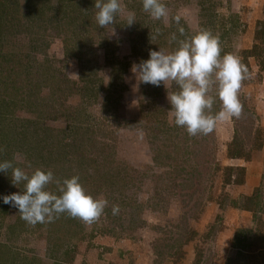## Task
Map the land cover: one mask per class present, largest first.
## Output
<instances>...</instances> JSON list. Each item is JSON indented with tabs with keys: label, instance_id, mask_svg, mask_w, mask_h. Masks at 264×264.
Segmentation results:
<instances>
[{
	"label": "rangeland",
	"instance_id": "rangeland-1",
	"mask_svg": "<svg viewBox=\"0 0 264 264\" xmlns=\"http://www.w3.org/2000/svg\"><path fill=\"white\" fill-rule=\"evenodd\" d=\"M13 1L3 51L20 54L19 58L11 55L12 63H17L8 75L11 81L21 73L23 87L9 82L14 87L1 95L5 100L0 99V141L11 144L1 147L0 162L12 161L29 176L36 169L51 170L54 180L62 181L65 173L67 178L78 176L87 194L108 203L91 224L75 219L79 227L65 221L71 216L64 213L29 224L15 207L0 204V264H264V214L260 224L253 220L251 228H244L251 230L245 235L249 237L245 260L233 246L234 240L233 249L228 241L218 244L217 254L212 250L223 221L242 214L230 202L246 196L237 186L241 183L225 180L224 168L229 166L236 168L232 180L244 183L248 179L249 160L228 157L235 127L251 154L250 161L257 164L255 159H260L258 166L264 171V65L242 54L255 43L257 22L264 21V0H161L167 17L160 20L144 12L142 0H120L125 13H135L136 22L129 27L117 16L103 29L95 20V0ZM201 31L217 37L221 56L235 55L248 75L238 91L240 116L217 122L207 135L189 136L175 125L170 111L167 95L179 90L175 82H167V88L163 83H139L131 67L148 59L150 50L170 53L180 40ZM258 52L261 55L264 50ZM216 91L213 85L208 92L213 98L212 115L220 111ZM260 135L262 147L251 149ZM192 147L202 152L190 201L186 189L173 185L167 189L172 179L165 178V183L157 179L167 168L153 158L170 152L176 161L173 165L186 168ZM80 166L88 168L85 179L77 170ZM111 171L116 176L106 186L104 174ZM10 176L11 169L0 172L4 195L24 190L23 182L14 186ZM262 179L257 188L264 193V174ZM172 189L175 194L168 195ZM45 190L58 195L55 182ZM160 195L168 201L160 200ZM210 201L219 208L210 209ZM134 202L144 205L141 226L128 222ZM114 205L120 209L117 215L112 214ZM207 210L205 219H214L216 228L198 233L195 222ZM49 233L54 246L48 242ZM186 237L192 240L180 244L182 250L172 249V244ZM231 258L237 263L229 262Z\"/></svg>",
	"mask_w": 264,
	"mask_h": 264
},
{
	"label": "clouds",
	"instance_id": "clouds-1",
	"mask_svg": "<svg viewBox=\"0 0 264 264\" xmlns=\"http://www.w3.org/2000/svg\"><path fill=\"white\" fill-rule=\"evenodd\" d=\"M96 23L100 28L112 25L117 16H122L125 25L136 22L135 13L122 8L120 0H95ZM142 8L150 17L160 20L167 17V10L161 0H142ZM179 22V17H176ZM183 34L184 29L181 28ZM173 40L176 39L173 34ZM131 72L139 83L167 88V82L174 81L179 90L167 99L171 105L174 123L183 127L189 136L207 135L215 124L230 117L238 118L241 105L238 91L248 71L233 54L221 56L220 42L210 32L201 31L178 42V47L168 53L163 49L150 50L149 58L133 64ZM215 85L216 96L221 101V110L210 114L213 98L208 95ZM15 159V157H14ZM11 169V183L23 182L24 190L0 197L4 204H10L20 213L21 219L29 224L52 220L53 215L67 214L85 224L96 221L104 212L107 200L87 194L78 176L54 180L51 170L36 169L30 176L12 161L0 162V172ZM55 182L59 195L45 190ZM119 206L112 207V214L119 213Z\"/></svg>",
	"mask_w": 264,
	"mask_h": 264
},
{
	"label": "trees",
	"instance_id": "trees-1",
	"mask_svg": "<svg viewBox=\"0 0 264 264\" xmlns=\"http://www.w3.org/2000/svg\"><path fill=\"white\" fill-rule=\"evenodd\" d=\"M11 7H14V1L13 0H0V99H1L2 103L4 102L5 99L1 98V95L3 96L4 92H7L8 90L11 89V87H14L12 84L9 85V82H11L13 84L14 83L18 84L19 83L20 87H23V85H22L23 82L21 80V77H19V76H21L20 75L21 73L15 79H13L11 81H9L10 78H9V75H8L9 72H12V70L15 69V66H16L15 64L17 63L16 60H14V62L12 63L13 58H11V57L14 56V57H18L19 58L20 54L19 53H15V52L12 54V53L3 51V47H5V42L7 41V38L9 36V34H10L9 33L10 29H8V24L11 26L12 18H9L7 14H8L9 9ZM257 23H258V25H257V29H256V32H255V43L253 44L251 49L244 50L242 52V54L245 56L246 60H247L248 57H255L257 60L260 61V66L262 67L264 65V52L260 55V53L258 52V49L262 48L264 50L263 45H261L262 43H264V21H260L259 20ZM261 57H262V59H261ZM4 72H6V73L4 74ZM1 89H2V92H1ZM15 89H16V87H15ZM219 110H221V105H220ZM235 128L236 129H235V133H234L233 139L228 145V157L231 158V159H244V160L248 161V160L251 159V154H250V152L249 153L246 152V143H245V141L243 139H241L239 137L238 128L237 127H235ZM28 130L30 131V127H28ZM31 130H34V129H31ZM260 132H261V130H260ZM36 133H39V132H36ZM1 135H2V133L0 134V136ZM261 135H260V141L259 142H255L256 145H252L251 149H253V148L254 149H259V148L262 147L263 142H262ZM35 136L38 137L39 134H35ZM6 139H9V138H6ZM3 144H6V145H3ZM3 144L0 141V150H1L2 146H4L6 148V147L10 146L11 143H8V142H6L4 140ZM48 145L51 146V144H48ZM52 147L53 146H51L50 148H52ZM46 148H48V147H46ZM52 149H53L52 152H56L55 148H52ZM16 150H19V148L17 147ZM30 150L31 149H27V151H30ZM47 151H49V149H47ZM40 152H42V151L40 150ZM189 152H190L189 153V157L190 158L187 160L189 163H188V166L186 168L184 166L180 165L181 167H179V169H178L179 165L178 166L176 164L173 165L174 162H176V161L174 160V157H172L170 155V152L165 153L166 155H164V158H162L160 155L157 154V155H155V157L153 159H154V162H156V164L160 165L161 167L167 168V170L164 171V173H162L161 175L157 176V179L158 178L159 179L163 178L162 179V183H165L166 179L167 180L169 178L172 179L173 181L172 180L168 181V185H169V183H171V184L167 187V189L171 185H173L174 188H181L183 190L186 189L187 190L186 195H188L189 200L191 201L192 200V196L196 192V189H193V187L196 185L194 183V182H196L195 179H196V177L199 178V176L196 175V173H195L196 170H197L195 167H196V165H199L200 162H201V159H199L198 156H200V153L202 151L199 148H197V147H192V149H190ZM1 157H2V155L0 154V158ZM213 159H215V156H213ZM216 166H217L218 170L222 169L220 166H218L217 163H216ZM77 170L78 171H82V174H83V177H84V171H85V174H87L88 168H87V166H85V167H81L80 166V167L77 168ZM224 170L226 172H228V177L225 179V180H227L226 181L227 183H230V182L242 183V181H240V180H232V174L231 173H232V171L236 170L235 167L229 166V167L224 168ZM171 173H172L173 176L170 175ZM109 174L110 175H108L106 173L104 174L106 186L108 184H111L109 182L110 179L115 178V176H116L115 173H113L112 171L109 172ZM182 174H184V175H182ZM64 175H65L64 178L68 177V174L65 173ZM142 175H144V174H142ZM85 177H86V175H85ZM85 177H84V179H85ZM88 177H90V175H88ZM179 177H181V178H179ZM1 189H0V197H2L4 195V189L3 190H1ZM191 189L193 190L192 191L193 193L192 192L189 193ZM165 191H167V190H165ZM167 192H169L168 195L175 194L173 189L170 190V191H167ZM57 194L59 195L58 191H57ZM91 196L94 197L93 194ZM159 199L160 200L164 199L165 202L168 201V197H166L165 195H160ZM198 201H199V199H197V201H195V204H194L195 208H198ZM230 203H231L230 205H232L233 207L252 212L253 213V218H255L253 220L257 221V224H260V219L263 218V214H264V193H262V189L261 188H257L253 192V194L243 196L240 200L239 199H233ZM0 204L4 205L2 200H0ZM155 205H157V204H155ZM143 206L144 205L141 204V203H137V202L133 203V205L131 207V211H129V214H128L129 217H130V220L128 221L130 225H133V226H141V225H143V223H144L143 218L139 215V214H141V210H142ZM70 218L71 219H65V221L70 222V224L74 225L75 227H79L80 226L79 225V221H75V219H78V218H73V217H70ZM136 221H137V223H135ZM185 228L187 230V226H185ZM246 231H251V230L244 229V228L238 229L236 231L234 239H233L234 240L233 241V246L235 248L240 249V251L238 253L243 258V260H245V258L247 257V255H243V254L246 252V248L249 245V237L248 236L245 237V235L247 233ZM50 233H49L48 242H49L50 245L54 246V244H53L54 240L51 238V234ZM191 240H192L191 237H188V238L186 237V239L182 240L178 245L177 244L176 245L172 244L171 247H172V249H175L176 252H178V251L182 250V246L180 244H182V245L186 244V243H188ZM244 241H246V242L244 243ZM172 249L170 248V251ZM169 254H171V252ZM161 256H159V257H161ZM228 261L229 262H236L238 260L236 258H231ZM60 264H71V263H69V262L68 263L61 262ZM241 264H245V261H243Z\"/></svg>",
	"mask_w": 264,
	"mask_h": 264
},
{
	"label": "crops",
	"instance_id": "crops-1",
	"mask_svg": "<svg viewBox=\"0 0 264 264\" xmlns=\"http://www.w3.org/2000/svg\"><path fill=\"white\" fill-rule=\"evenodd\" d=\"M255 160L257 161V164H254L253 160L251 161L249 160L247 164V169H246L247 174H248L247 182L237 185L239 190L245 195L253 194L255 188L259 187V185L263 181L262 177H263L264 171H260V167L258 166V162H260V159L259 160L255 159ZM263 160L264 158L261 159V162H263ZM213 201L209 202L210 209L211 208L214 209L215 207L219 208V204H216ZM232 209L234 211L237 210L238 212H241L242 214L239 215V217H237L236 219H233V218L225 219V221H223V225L219 229H217L216 234H215V237L217 239L216 244H215L216 247L212 249L215 254H217L216 253L217 248H220L219 245L223 244L224 242L230 241V244L228 247L230 249H233L232 241L234 239L237 229L251 228L252 227L251 225L254 224L252 212L241 210V209H236V208H232ZM208 212L209 210L204 212L202 219H199L197 222H195L196 223L195 229L197 230L198 233H204V232H206V234L211 233L213 228L214 229L216 228L213 225L214 219H211V218L205 219V218H208L207 217ZM210 213H211V210H210ZM245 216H248V217L244 218ZM188 255H190V253H188Z\"/></svg>",
	"mask_w": 264,
	"mask_h": 264
}]
</instances>
